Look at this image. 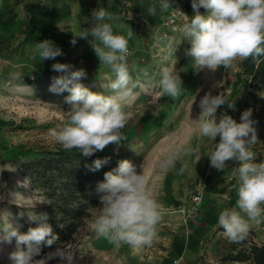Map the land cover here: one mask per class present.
<instances>
[{"label":"rangeland","instance_id":"374dc122","mask_svg":"<svg viewBox=\"0 0 264 264\" xmlns=\"http://www.w3.org/2000/svg\"><path fill=\"white\" fill-rule=\"evenodd\" d=\"M121 1L122 7L109 0L104 8L117 17L112 21L115 33L127 37L129 31L133 32L128 41L130 71L133 79L139 80L148 90L138 87L135 101L126 108L129 114L124 129L126 140L119 146L109 145L98 152L137 162L147 177L149 188L154 189L167 176L188 168L190 159L205 154V148L212 141L200 136L193 123L200 112L199 99L208 91L213 95L223 92L229 99L240 61L228 69L221 66L212 72L200 70L191 58L184 55L188 45L180 44V28L188 18L180 13L187 15L181 0H170L172 8L167 12L160 11L158 0ZM153 4L156 5L154 17L148 15V7ZM75 5L81 6L79 31L75 28L78 25ZM97 7H102L101 0H4L0 4V194H4V199L0 200V227L10 214L9 220L22 233L25 223L30 221L29 215L41 202V196L33 189L29 178L21 172V165L43 153L62 149L48 131L61 124L67 115V105L63 101L68 93L49 91L51 78L61 74L54 72L51 66L59 62L71 65L73 70L83 68L87 78L81 82L93 91L109 94L106 85L114 74L106 65H100L87 39L76 37V44L71 43L74 35L91 26L90 19H85L90 18L91 11ZM51 24L55 28L58 26V30L61 26L66 27L62 32L65 36H47L45 27ZM45 39L61 48L63 55L42 61L39 57L33 59L36 42ZM177 46L174 55H170ZM163 66L179 72L182 89L175 98L160 94L158 82ZM13 74H18V78L14 79ZM234 103L232 114L221 106L217 117L226 112L239 122L242 112L251 108L255 127H264L263 93L254 89L241 90ZM173 148L190 151L188 154L181 152L174 169L162 171L158 163ZM253 151L256 162H260L264 144L259 140ZM235 167L230 164L229 209L236 207L238 198L233 175ZM206 179L201 180L208 184ZM25 198L32 204L37 203L36 206L23 207ZM162 210L163 214L173 213L172 210ZM182 223L188 224L184 216ZM91 224L80 231L70 246L77 251L78 264H145L142 251H134L128 245L115 248L106 238L98 237ZM159 225L167 227L163 219ZM14 250V239L11 244L0 243V264H11L8 255ZM50 264H58V260L50 261ZM173 264L183 263L176 261Z\"/></svg>","mask_w":264,"mask_h":264},{"label":"clouds","instance_id":"9594fccd","mask_svg":"<svg viewBox=\"0 0 264 264\" xmlns=\"http://www.w3.org/2000/svg\"><path fill=\"white\" fill-rule=\"evenodd\" d=\"M158 2L161 12L172 8L170 0ZM191 6L194 13L191 17L180 12L188 18L180 28V44L188 45L184 55L200 70L215 72L221 66L230 68L236 61L264 56V0H191ZM148 15H156L155 4L148 7ZM89 19L91 26L74 35L71 43L76 44V37L87 39L100 65H106L114 74L106 85L109 94L85 86L81 82L87 78L83 68L73 70L69 64L54 63L52 70L61 74L51 78L49 91L68 93L63 101L67 115L61 124L48 131L64 151L75 150L86 157L109 145L119 146L126 140L124 129L129 122L126 108L135 101L138 87L148 90L133 79L130 71L128 41L133 32L129 31L127 37L115 33L112 21L117 17L104 7L94 8L90 18L85 20ZM178 46L170 55H174ZM62 55L61 48L45 39L36 42L33 59L39 57L42 61ZM13 78H18V74H13ZM158 83L160 94L170 98L177 97L182 89L179 72L169 66L161 68ZM221 106L235 109V103H230L223 92L216 95L206 92L199 99L200 112L193 123L198 134L214 144L207 155L210 167L223 172L230 162L236 165L233 169L238 197L236 207L221 210L217 223L229 242L239 243L247 238L252 227L264 223V161L256 162L253 151L259 142L253 110L243 111L237 122L226 112L217 117ZM182 151L188 154L190 150L171 149L158 167L162 171L174 169ZM107 162V158L96 159L86 167L96 171ZM96 193L99 211L91 227L98 237L106 238L117 249L128 245L141 251L153 244L163 210L137 164L128 159L120 160L118 166L106 172L104 180L97 183ZM3 199L2 193L0 200ZM36 204L25 198L23 207L34 208ZM9 215L0 227V243L11 244L15 240V250L8 255L11 264H50L53 260H58V264H78L77 251L59 244L54 251L41 256L42 246L51 247L59 240L47 222V213L29 215L38 226L29 227L24 233L13 225Z\"/></svg>","mask_w":264,"mask_h":264},{"label":"trees","instance_id":"16d2710c","mask_svg":"<svg viewBox=\"0 0 264 264\" xmlns=\"http://www.w3.org/2000/svg\"><path fill=\"white\" fill-rule=\"evenodd\" d=\"M108 1L101 0V6L105 7ZM112 1L117 6H123L121 0ZM181 3L187 15L191 17L194 14L191 0H181ZM200 11L205 12L203 8ZM239 64L240 70L230 91V103L236 101L241 90L254 89L264 94V56L256 60L240 61ZM227 109L229 114H232V110ZM104 158H107L108 162L99 170L90 171L86 167L92 165L94 160ZM120 160L122 159L107 152H96L86 157L75 150L61 149L57 152L43 153L21 165V172L29 178L33 189L41 196V202L33 212L47 213V222L59 237L57 243L51 247L42 246L41 256L54 251L58 244L70 248L74 238L93 221L94 213L99 209L97 183L102 182L104 174L116 168ZM132 162L140 168L137 162ZM36 226L38 222L30 220L25 223L22 233L27 232L29 227ZM230 249V254L223 259L225 262L251 260L254 264H264V245L258 246L254 243L251 233L242 242H230Z\"/></svg>","mask_w":264,"mask_h":264},{"label":"crops","instance_id":"0c3cea01","mask_svg":"<svg viewBox=\"0 0 264 264\" xmlns=\"http://www.w3.org/2000/svg\"><path fill=\"white\" fill-rule=\"evenodd\" d=\"M3 2L4 0H0V4ZM75 6L73 9L78 11L75 15L78 25L75 28L79 31L81 6ZM57 27H53L52 24L46 25L47 36L64 37L65 34L62 32L66 27L61 26L59 30ZM256 130L258 139L264 144V127L259 126ZM213 147L214 144L211 142L205 148V154L202 156L198 154L197 158L188 161V168L167 176L159 187L151 189L161 208L172 210L173 213L163 214L162 219L167 227L158 225L157 238L153 244L141 250V258L145 264H173L176 261L183 264H254L251 260L223 261L231 252L230 242L218 226L217 220L221 210L229 209L231 192L228 180L232 171L231 162L223 172L210 167L207 155ZM261 161H264V155ZM201 179L208 181L201 208L190 223L183 224L181 210L187 204L188 195ZM263 227L264 223L252 227L249 232L258 246L264 245Z\"/></svg>","mask_w":264,"mask_h":264},{"label":"built area","instance_id":"2783aa9c","mask_svg":"<svg viewBox=\"0 0 264 264\" xmlns=\"http://www.w3.org/2000/svg\"><path fill=\"white\" fill-rule=\"evenodd\" d=\"M207 188V182L205 180H200L193 192L189 195L187 204L185 208L181 211L184 216V221L186 223L192 220L199 212L203 201L204 193Z\"/></svg>","mask_w":264,"mask_h":264}]
</instances>
